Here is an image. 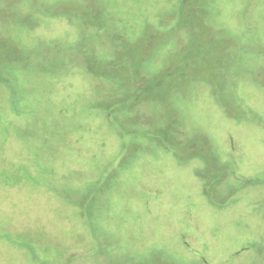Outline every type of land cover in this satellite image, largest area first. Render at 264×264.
I'll return each mask as SVG.
<instances>
[{
    "label": "rangeland",
    "instance_id": "374dc122",
    "mask_svg": "<svg viewBox=\"0 0 264 264\" xmlns=\"http://www.w3.org/2000/svg\"><path fill=\"white\" fill-rule=\"evenodd\" d=\"M0 264H264V0H0Z\"/></svg>",
    "mask_w": 264,
    "mask_h": 264
}]
</instances>
